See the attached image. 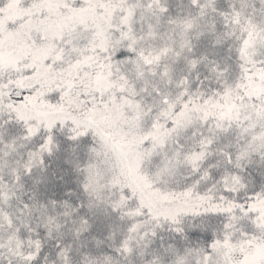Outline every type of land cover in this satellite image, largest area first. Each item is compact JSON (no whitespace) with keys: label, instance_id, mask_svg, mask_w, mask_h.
<instances>
[{"label":"snow or ice","instance_id":"snow-or-ice-1","mask_svg":"<svg viewBox=\"0 0 264 264\" xmlns=\"http://www.w3.org/2000/svg\"><path fill=\"white\" fill-rule=\"evenodd\" d=\"M0 264H264V0H0Z\"/></svg>","mask_w":264,"mask_h":264}]
</instances>
